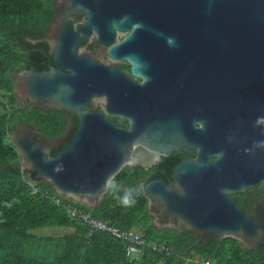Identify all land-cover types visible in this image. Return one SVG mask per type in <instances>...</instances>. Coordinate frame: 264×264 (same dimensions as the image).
I'll list each match as a JSON object with an SVG mask.
<instances>
[{"label": "water", "instance_id": "obj_1", "mask_svg": "<svg viewBox=\"0 0 264 264\" xmlns=\"http://www.w3.org/2000/svg\"><path fill=\"white\" fill-rule=\"evenodd\" d=\"M175 28L158 13V30ZM177 28L186 37L184 58L169 56L158 65L155 91L190 96H155L154 116L168 127L170 117L185 111L183 139L155 143L149 111L142 115L141 136L134 121L123 130L98 113L83 112L74 139L57 156L33 128L20 124L11 141L22 169L36 174L29 176L32 183L50 184L58 196L95 208L105 195V178L137 165L130 157L138 144L160 154L192 146L196 160L176 165L169 184L154 181L141 187L144 196L157 202L163 220L180 218L200 242L231 237L248 248L264 245V207L255 219L231 196L264 185V147L258 146L264 143V0H190ZM60 77L58 72L28 73L29 97L74 108V95H55L52 89ZM44 81L53 84L42 95ZM126 97L111 95L116 104ZM200 120L203 127L195 130Z\"/></svg>", "mask_w": 264, "mask_h": 264}, {"label": "flooded vegetation", "instance_id": "obj_2", "mask_svg": "<svg viewBox=\"0 0 264 264\" xmlns=\"http://www.w3.org/2000/svg\"><path fill=\"white\" fill-rule=\"evenodd\" d=\"M46 1V8L39 15L38 39L25 53L24 69L12 73L17 108H33L43 118L54 112L66 123L63 135L39 139L35 136L40 142L52 151L69 146V138L73 135L72 142L80 127L79 114L83 112L98 113L123 130H130L134 121L141 136L144 132L140 123L142 115L149 111L155 143L185 137L184 131L188 126L185 111L175 113L170 117L169 126L162 127L154 116V110L157 105L155 96H190L181 92L155 91L158 65L164 66L169 56L184 58L186 37L184 29L177 26L179 19L185 18L190 0ZM158 13L174 22L176 28L158 30ZM175 62L182 65L179 59ZM134 63L137 74L134 73ZM31 72L46 76L60 73L61 77L54 86L49 81L41 84L42 95L52 86L55 95H74L75 107L68 109L58 103L51 104L45 99L35 101L29 97L24 77ZM111 95L128 97L116 104ZM172 122H175V128ZM195 126V130L201 129L202 121L196 122ZM200 134L202 132L198 130ZM196 157L197 150L192 146H181L168 154H160L147 151L138 144L130 157L137 165L131 169L134 168L138 176L146 173L140 187L154 181L169 184L175 166L196 160ZM170 164L173 166L167 174ZM262 207L264 204L255 206L252 218L259 219ZM147 211L152 217L151 225L159 231L189 230L180 218L163 220L155 200H148Z\"/></svg>", "mask_w": 264, "mask_h": 264}, {"label": "trees", "instance_id": "obj_3", "mask_svg": "<svg viewBox=\"0 0 264 264\" xmlns=\"http://www.w3.org/2000/svg\"><path fill=\"white\" fill-rule=\"evenodd\" d=\"M46 5V0H0V264H264V245L248 248L231 237L200 242L191 230L162 232L153 227L148 199L140 187L145 172L138 176L135 169L125 168L116 176L125 187L139 188L130 209L118 206L108 194L91 208L58 196L50 184L31 186L29 176L35 179L36 174L22 169L12 132L21 123L34 128L38 139L57 138L66 131L65 121L54 112L43 118L38 110L16 107L12 73L23 71L25 53L38 39L39 15ZM64 149H54L52 155ZM231 196L253 217L255 206L264 204V185ZM7 203L12 207H5ZM69 205L123 231L138 229L147 243L165 244L170 254L156 255L146 246L144 257L130 263L124 242L105 232L91 233L86 224L68 214ZM46 227L71 228L73 233L59 239L37 238L33 233Z\"/></svg>", "mask_w": 264, "mask_h": 264}, {"label": "built area", "instance_id": "obj_4", "mask_svg": "<svg viewBox=\"0 0 264 264\" xmlns=\"http://www.w3.org/2000/svg\"><path fill=\"white\" fill-rule=\"evenodd\" d=\"M31 186L34 187L33 183ZM60 204V201L56 203ZM68 214L78 220H81L86 224L90 232L101 231L108 233L113 238L121 240L126 244V257L130 263L139 262L142 257H144L145 247L147 246L149 250L156 255H166L170 254L169 248L165 244H158L156 242L147 243L141 231L138 229L121 230L114 226L109 225L106 222H102L94 218L91 214L84 213L77 208L69 205L67 206ZM200 264H215L212 262H201Z\"/></svg>", "mask_w": 264, "mask_h": 264}, {"label": "clouds", "instance_id": "obj_5", "mask_svg": "<svg viewBox=\"0 0 264 264\" xmlns=\"http://www.w3.org/2000/svg\"><path fill=\"white\" fill-rule=\"evenodd\" d=\"M258 146L264 147V143H260ZM101 193L113 197L117 205L121 208L130 209L134 207L137 202L136 197L139 193V188L125 187L116 181V173H111L105 178L101 186ZM15 202L18 203V201ZM5 207L11 208L12 204L7 203Z\"/></svg>", "mask_w": 264, "mask_h": 264}, {"label": "rangeland", "instance_id": "obj_6", "mask_svg": "<svg viewBox=\"0 0 264 264\" xmlns=\"http://www.w3.org/2000/svg\"><path fill=\"white\" fill-rule=\"evenodd\" d=\"M33 233L37 236V238L55 237L59 239L60 237L66 234H70L71 228L46 227V228H39L37 230H34Z\"/></svg>", "mask_w": 264, "mask_h": 264}, {"label": "crops", "instance_id": "obj_7", "mask_svg": "<svg viewBox=\"0 0 264 264\" xmlns=\"http://www.w3.org/2000/svg\"><path fill=\"white\" fill-rule=\"evenodd\" d=\"M71 233H73V230L71 229Z\"/></svg>", "mask_w": 264, "mask_h": 264}, {"label": "bare ground", "instance_id": "obj_8", "mask_svg": "<svg viewBox=\"0 0 264 264\" xmlns=\"http://www.w3.org/2000/svg\"><path fill=\"white\" fill-rule=\"evenodd\" d=\"M10 142V141H9ZM134 169V168H133Z\"/></svg>", "mask_w": 264, "mask_h": 264}]
</instances>
